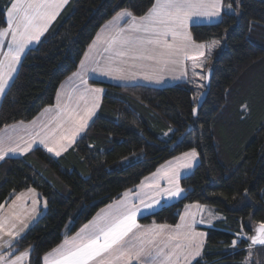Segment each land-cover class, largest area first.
<instances>
[{
	"label": "trees",
	"instance_id": "1",
	"mask_svg": "<svg viewBox=\"0 0 264 264\" xmlns=\"http://www.w3.org/2000/svg\"><path fill=\"white\" fill-rule=\"evenodd\" d=\"M10 3L0 0V31ZM153 3L70 0L21 60L0 104V130L54 104L60 84L115 14L128 10L139 17ZM224 4L218 22L190 27L196 43H224L210 57L208 93L196 117L195 88L188 83L155 88L92 81L105 88L100 109L68 151L53 158L35 149L0 163V208L31 188L47 205L14 245L16 254L31 250L29 264H42L46 253L104 206L166 161L196 150L199 164L180 180L183 197L139 222L173 226L187 205H204L219 219L206 229L207 243L195 264H264V246L248 248L252 230L264 223V0ZM241 235L246 236L238 241Z\"/></svg>",
	"mask_w": 264,
	"mask_h": 264
},
{
	"label": "snow or ice",
	"instance_id": "2",
	"mask_svg": "<svg viewBox=\"0 0 264 264\" xmlns=\"http://www.w3.org/2000/svg\"><path fill=\"white\" fill-rule=\"evenodd\" d=\"M65 3L67 0H12L6 12V28L0 31V40L9 36L11 39L7 45L8 51L3 54L4 59L0 60V95L5 93L21 54L33 41H39ZM221 11V0H154L142 16L137 17L131 11L118 13L105 26V34L97 37V40L103 39L102 52L107 54L101 57L104 63L93 57L90 66L85 68L82 61L84 72L75 74L84 86L75 89V105L61 104L58 93L55 111L52 108L44 109L41 115H51L38 129L34 127L36 120L31 122V126L20 129L13 125L11 134L0 135V160L8 153L32 151L36 144L43 145L48 152L59 156L86 129L99 106V96L96 94L102 89L88 87L87 71L127 79V69L122 66L143 68V61H152L162 71L168 64L177 62L176 58L188 47H206L204 44H194L188 31L190 20L194 16H219ZM126 17L130 19L126 20ZM218 43L214 41L211 44L209 55L211 48L217 47ZM196 156V151L192 150L176 157L177 163L164 172L170 186L162 188L159 184L154 185L155 197H180L184 191L179 184L180 169L190 168L191 160ZM130 195L131 190L124 192L120 200L108 205L106 210L85 224L75 236L65 239L48 254L54 257L51 264H114V261H121L122 264H176L181 256L189 259L200 255L202 241L197 243L196 237L203 233L194 231L195 221L188 224L187 230L183 232L179 231L185 227L183 223L175 225L177 231L161 241L159 238L163 235L162 230L172 226L158 225L155 229H143L137 222L142 209H151L160 200L150 196L146 203L137 193L139 203H136L128 199ZM181 221H184L183 216ZM3 230L4 225L0 223V231ZM7 235L12 236L13 233L9 231ZM251 244L264 246V223L259 226L257 234L251 237ZM48 256L44 258L46 261ZM12 264H16V261Z\"/></svg>",
	"mask_w": 264,
	"mask_h": 264
},
{
	"label": "crops",
	"instance_id": "3",
	"mask_svg": "<svg viewBox=\"0 0 264 264\" xmlns=\"http://www.w3.org/2000/svg\"><path fill=\"white\" fill-rule=\"evenodd\" d=\"M221 3H222V11H221V14L219 16H213V17L194 16L189 22L188 31L190 32V27L194 24H211V23L218 22L222 17L223 11L226 9V6L224 5L223 0H221ZM122 11H128V10H122ZM120 12L121 11H119L118 13H120ZM118 13L115 14L110 20H108L102 26V28L99 30L98 34L96 35L95 39L92 41V43L87 48L84 56L82 57V59L80 61V64H79L77 70L73 74L68 76L66 79H64V81L60 84V86L57 90V93H56V98H55L54 104L51 106H48L46 108H52L53 111H55L54 106L58 102L57 101L58 93L60 95V103L61 104L67 103V104H72L73 106L75 105L76 100H77L75 89L77 88V86H79L80 88L84 87L80 83L79 78L75 74L84 72V70L81 68V62L82 61L85 64V68L90 66V62H91V59L93 57H95L97 60H100L101 63H104V61L101 59V57L103 55H107V54L102 52V48L104 47L103 39L97 40V37L103 36L105 34V26L109 25L114 20V18L118 15ZM125 19L127 20L130 18L126 17ZM50 26H49V28H50ZM48 29L46 30L44 35H46ZM193 42H194V40H193ZM213 42H207V43H196V42H194V44H204L206 47L204 49H198V48L191 47V46L188 47L184 52H182L176 58L177 62L168 64L167 67L164 68L162 71L158 70V66H156L152 61L141 62L144 65L143 68H128L127 66H122V67H125L127 69V71H126V74L128 76L127 79H116V78H113L112 76L102 75L99 72L87 71L86 72V78L88 81V87L102 89V91L100 93L96 94L99 96V106L95 109L94 114L92 115L91 119L88 121V126L86 127V129L83 132H81L79 135L76 136L74 142L71 144V146H69L67 148L66 151H68L76 143V141L86 132V130L88 129L90 124L96 118L98 111L100 109L102 99H103V96L105 93V88L102 86H99V85L92 84V81L108 83V84H112V85H116V86L142 85V86H149V87H155V88H164V87L173 86V85L178 84V83H184V82H177V75H176L177 72L183 71L185 69V67L187 66L188 57H192V59H194L195 61H197V60L202 61V59H204V58L206 59L209 55L208 49ZM1 43L5 44L4 41ZM6 44L3 46V48H5ZM217 47H215V50H214L215 53H217V51H219V50H217ZM223 47H224V43L222 44V48ZM211 49H213V48H211ZM214 52L211 51L210 55H212ZM98 53H100V55H98ZM201 53H204V54L201 55ZM21 55H23V57H24L25 52L22 53ZM23 57H22V59H23ZM3 59H4V56H2L0 54V60H3ZM199 63H201V62H199ZM210 66L211 65L209 63L202 70L204 72L205 78H206V73L208 72V69H210ZM146 76L148 77L147 79L145 78ZM11 82L8 81V86L6 87L5 92L7 91ZM4 95H5V93L3 95H0V103H1V100H2ZM70 97H71V99H70ZM80 103H81V106H83V102L81 101ZM44 109H42L30 121L23 122V124H21V122H17V123H13L11 125L5 126L4 128H2L0 130V135L11 134L13 132V128H12L13 125L17 126V129L23 128L24 126H31V122L33 120L37 121V124L34 127H36L38 129L40 124L45 122L48 119V116L51 115V113L41 115V113L44 112ZM64 143H67V141H64ZM35 149H42L48 155H50L53 158H59L60 156H62L66 152V151H62L59 156H56V155H54V153L48 152L43 147V145H39V144L33 145L32 151ZM32 151H29V152H26L23 154H21L20 152H17L15 154L8 153L3 160H0V163L2 161H4L6 158L23 157ZM191 151H188V152H191ZM196 153H197L196 158L191 160L192 166L190 168H181L180 169L179 184H180V180L183 177L191 174L192 171L199 164L200 157H199V154L197 151H196ZM183 154H181L179 156H182ZM179 156H176V157H179ZM176 157H174V158L166 161L165 163H163L153 173H151L150 175H148L144 179H142V181L136 187H134L133 189H130L131 195L129 196L128 199L135 201L136 203H139V201L137 199V195H136L137 193L139 194V196L144 198L146 203L148 202L150 196L160 200L159 204H154L151 209H142L141 213L138 214L137 222L142 226L143 229H147V228H154L155 229L156 226H158V225H166V224H157V223L141 224L139 222V219L141 217L147 216L149 214H152V213L158 211L164 205H169V204H172V203L178 201L184 195V191L181 194V196L177 197V198H167V197L161 198V197H155V195H154L155 191H156V188L154 187V185L159 184L162 188H167L170 186L168 184L167 177L164 176V172L167 171L171 166H173L177 163V161L175 159ZM186 159H190V158H186ZM169 162H171V165ZM149 185H153V186H149ZM180 187H181V185H180ZM22 192H25V190ZM122 196H123V194L118 199L114 200L113 202L107 204L102 209H100L96 213V215L85 224H89L94 218L97 217V215L99 213H102V211L106 210L108 205L114 204L117 200H120L122 198ZM12 202H10L8 205H5L6 207L3 206L0 208V215L2 214V216H3L0 223H2L4 225V230H6V231H0V264H12L13 261H16V264H29L30 256H31V250H25V251L17 253V254L15 253V250H14V245L16 244V242L22 236H24L27 232L23 233V232H21V230L17 231V229H23V227H25L26 225L23 224V222H21L20 218L18 219V222H16L15 217L13 218V215H12V213L14 212L13 211L14 209H7L8 206H10V204H12ZM197 206H199V207H197ZM2 208H4V209H2ZM182 216L184 217L183 222L181 221ZM181 217H180V220L177 224L183 223L185 225V227L180 229L179 231H181V232L186 231L187 230L186 226L188 224H191L193 221H195L194 231L196 233H203V235L196 237L197 243H200L202 241L201 246H200V255L196 256L194 258H189V259H185L183 256H181L180 259L178 261H176V264H194L202 256V252L206 246L207 236H208V232L206 231V229L211 228L214 225L215 221L217 219H219V217L215 213H213V211L211 209H209L208 207H205L204 205L198 204V203L187 205L184 208ZM11 221H12V223L15 224V226L17 225V227L11 230L13 235L9 236V235H7V232H9L10 230H9V228H6V224L10 223ZM169 226H171V225H169ZM80 229L77 232H79ZM156 230L160 231L159 229H156ZM162 231H163V235L159 238L161 241H163L168 234L173 233L177 230L175 229V225H173L172 227L163 229ZM76 233H74L73 235H71L65 239H70L72 236H75ZM64 240L58 246H56L54 249H52L51 251H49L48 253H46L42 257V264H51L54 257L48 256V254L52 253L55 249H57L64 242ZM173 243H176V241H173ZM9 245H11V246H9ZM46 256H48L47 261L44 259ZM17 257H20V259L17 260L16 259ZM97 264H98V262H97ZM114 264H122V262L121 261H114Z\"/></svg>",
	"mask_w": 264,
	"mask_h": 264
},
{
	"label": "rangeland",
	"instance_id": "4",
	"mask_svg": "<svg viewBox=\"0 0 264 264\" xmlns=\"http://www.w3.org/2000/svg\"><path fill=\"white\" fill-rule=\"evenodd\" d=\"M69 1L70 0H67V3ZM11 2H12V0H11ZM223 2H224V0H223ZM67 3L63 4V6L59 9L58 14L48 24L47 29L49 28L50 25H52L55 22V20L57 19L58 15L62 11V9L67 5ZM227 11L231 12L232 8L228 6V10ZM6 20H7V17H6ZM45 32H44V34H45ZM44 34L40 37L39 41H33L25 49V51H24L25 54L28 52V50H30L31 48H33V47H35V46H37L39 44V42L44 38V36H45ZM3 41L5 42V44L7 43L5 48H3V46L5 44L1 43ZM10 42H11L10 36L4 38L3 40H0V45H2V47H0V54L2 56H3V54L5 52L8 51L7 45ZM217 42H219L217 50H221L223 43L221 41H217ZM214 50H215V48L211 49L212 52H214ZM22 57H23V55H21L20 61L16 64V71L12 73V78L9 79V82H11L13 80L14 76L16 75V73L18 71L19 64L21 63ZM210 57H211V55H208V57L206 59L205 58L202 59V61H199V60L195 61L194 59H192V57H188L187 66L185 67V69L183 71H180V72L178 71L177 74H176L177 75V82H185V83H188V84H190V85L195 87V95H196V99L197 100L199 98V95L204 90L203 88H204V85H205V82H206L205 81L206 78H205L204 72L202 70L209 64ZM199 62H201V63H199ZM29 190H32V191H29ZM13 200H12L13 201L12 204H10V206H8L7 209H14L13 210L14 212L12 213L13 218L15 217L16 222H18V219L20 218L21 222H23V224L26 225L25 227H23V229H17V231L21 230V232H23V233L28 232V230L37 222L39 217L46 210V206H47L46 205V201L42 198L40 192H38L37 190H34L32 188L25 190V192H21ZM2 209H4V208H2ZM2 218H3V216L1 214L0 215V221H1ZM70 225H71V222L68 223L67 228H69ZM16 227H17V225L15 226V224L12 223V221L10 223L6 224V228H9L10 231L12 229L16 228ZM3 231H6V230H3ZM245 236L241 235L240 239L238 241H240L242 238H245ZM252 246L253 245H250L248 248L251 249ZM234 248H235V245H234ZM249 259H251V254H250ZM249 263L251 264V260H249Z\"/></svg>",
	"mask_w": 264,
	"mask_h": 264
},
{
	"label": "water",
	"instance_id": "5",
	"mask_svg": "<svg viewBox=\"0 0 264 264\" xmlns=\"http://www.w3.org/2000/svg\"><path fill=\"white\" fill-rule=\"evenodd\" d=\"M210 78H211V74L208 72L206 74V79H205V85H206V90L203 91L200 95H199V98L197 100V105L195 107V112H194V116L196 117L197 116V113L198 111L200 110V108L202 107L205 99H206V96H207V93H208V86H209V83H210ZM260 226V225H259ZM259 226H257L254 230H252L251 232V237L255 236L257 234V230L259 229ZM254 246H262V245H254Z\"/></svg>",
	"mask_w": 264,
	"mask_h": 264
},
{
	"label": "bare ground",
	"instance_id": "6",
	"mask_svg": "<svg viewBox=\"0 0 264 264\" xmlns=\"http://www.w3.org/2000/svg\"><path fill=\"white\" fill-rule=\"evenodd\" d=\"M207 73H208V72H207ZM207 73H206V74H207Z\"/></svg>",
	"mask_w": 264,
	"mask_h": 264
}]
</instances>
